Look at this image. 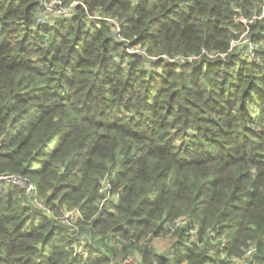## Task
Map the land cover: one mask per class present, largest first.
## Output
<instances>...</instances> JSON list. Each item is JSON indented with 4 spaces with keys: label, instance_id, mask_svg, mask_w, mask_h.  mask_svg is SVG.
Returning a JSON list of instances; mask_svg holds the SVG:
<instances>
[{
    "label": "trees",
    "instance_id": "trees-1",
    "mask_svg": "<svg viewBox=\"0 0 264 264\" xmlns=\"http://www.w3.org/2000/svg\"><path fill=\"white\" fill-rule=\"evenodd\" d=\"M73 1L42 25L39 0H0V174L54 211L0 181V264H264V0Z\"/></svg>",
    "mask_w": 264,
    "mask_h": 264
},
{
    "label": "built area",
    "instance_id": "built-area-1",
    "mask_svg": "<svg viewBox=\"0 0 264 264\" xmlns=\"http://www.w3.org/2000/svg\"><path fill=\"white\" fill-rule=\"evenodd\" d=\"M41 3V12L37 17V24L45 25L48 23V20L54 19L57 17H70L73 15L75 11V6L79 3L78 1H70V0H39ZM88 21L92 23V21L98 23H105L112 28L115 33V37L117 40L124 43V49L130 54H145V50L141 45H134L132 41L125 39L122 36L121 26L118 20L104 15L102 10H96L94 12H88ZM93 13V14H91ZM250 49L253 50V46L251 45ZM251 54L248 53V55ZM162 58L167 62L176 63L183 62L186 60V57L179 56L172 58L168 55L161 56H152L150 57L153 60L158 58ZM191 58H197L196 56ZM117 175L115 173L106 174L102 177L100 181V193L101 199L98 203L99 209L107 206L109 203H117L119 194L115 192L113 189V182L115 181ZM0 181L13 183L23 190L24 194L29 198L31 204L39 209L43 210L45 214L48 216H54V211L46 205L43 200L40 199V195L36 185L29 181L27 178L21 175H12V174H0ZM57 220L64 223L69 227L70 232L74 237H77V242L74 244V248L77 254L86 256L88 254V250L86 249V245L88 244L87 238L81 234V229L79 226V220L83 219V215L81 212L75 209L64 208L60 210V214H57ZM184 224V221H178L177 226ZM194 235L191 236V241H194ZM255 249L250 248L246 257L250 258L253 256ZM130 261V260H128Z\"/></svg>",
    "mask_w": 264,
    "mask_h": 264
},
{
    "label": "rangeland",
    "instance_id": "rangeland-1",
    "mask_svg": "<svg viewBox=\"0 0 264 264\" xmlns=\"http://www.w3.org/2000/svg\"><path fill=\"white\" fill-rule=\"evenodd\" d=\"M51 21L52 20H48V23L51 22ZM243 21H245V20H243ZM240 38H242L243 42L247 41V38L244 35V33L241 34ZM236 42L237 41H233V44H235ZM248 53H250V50L249 51L245 50V54L248 55ZM168 63H170V62H168ZM172 240L173 239L171 237L156 239V240L153 241V246H155V249H158V251H160L161 253H166L168 250H170V246H171Z\"/></svg>",
    "mask_w": 264,
    "mask_h": 264
},
{
    "label": "crops",
    "instance_id": "crops-1",
    "mask_svg": "<svg viewBox=\"0 0 264 264\" xmlns=\"http://www.w3.org/2000/svg\"><path fill=\"white\" fill-rule=\"evenodd\" d=\"M70 1H73V0H70ZM155 247V246H154ZM158 253H161L160 251H158V249H155Z\"/></svg>",
    "mask_w": 264,
    "mask_h": 264
}]
</instances>
